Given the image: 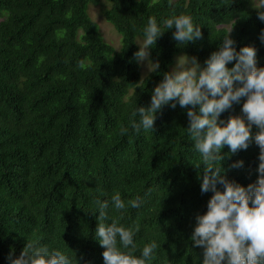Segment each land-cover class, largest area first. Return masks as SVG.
<instances>
[{"label":"trees","instance_id":"obj_1","mask_svg":"<svg viewBox=\"0 0 264 264\" xmlns=\"http://www.w3.org/2000/svg\"><path fill=\"white\" fill-rule=\"evenodd\" d=\"M100 1L0 0V264L30 240L73 250L78 264H104L95 200L116 191L126 208L113 210L112 218L139 225L138 248L158 245L149 264L202 259L190 235L212 193L200 190L203 164L186 133V108L165 105L154 130L140 133L132 130V113L136 103H150L174 54L195 55L203 64L232 18L237 51L254 46L264 65V21L251 0H105L103 17L121 35L114 52L87 15ZM180 12L201 24V38L179 46L174 27L166 29L150 50L159 69L139 83L136 36L149 16ZM243 100L221 117L240 114ZM258 153L250 143L226 156L227 177L244 186L255 181ZM237 159L243 166L230 168ZM137 195L143 203L132 208L128 201Z\"/></svg>","mask_w":264,"mask_h":264},{"label":"clouds","instance_id":"obj_2","mask_svg":"<svg viewBox=\"0 0 264 264\" xmlns=\"http://www.w3.org/2000/svg\"><path fill=\"white\" fill-rule=\"evenodd\" d=\"M251 5L264 21V0H251ZM235 23L232 18L216 50L203 64L195 55H178L170 71L163 72V78L154 86L150 103L147 106L136 103L132 113L137 117L131 122L132 130L140 133L154 130L157 114L165 105L175 108L178 103L186 108V133L203 164L200 190L212 193L206 211L195 215L190 235L194 245L202 246L200 264H264V65L258 66L254 46H242L237 51L230 36ZM173 27L172 36L179 46L202 36L201 24L190 13H173L160 20L149 16L136 42L139 48L133 53L137 63L147 68L141 79L146 80L148 73L159 69V61L150 58V50L157 38ZM259 38L264 42V29ZM233 60L235 63L228 67ZM242 97L240 114L222 118L221 113L234 102L239 103ZM250 143L259 147L255 169L258 175L244 186L227 177L228 169L222 162L229 154L247 149ZM225 145L229 152L222 154ZM243 164L242 159H237L229 167L239 168ZM142 203L139 195L128 201L132 208H140ZM125 208V200L118 191L108 199L95 200L98 223L94 235L103 247V262L149 264L156 254V241L138 248L135 237L139 225L125 226L112 218L113 210ZM7 259L9 264H78L73 250L31 240L18 256L10 251Z\"/></svg>","mask_w":264,"mask_h":264},{"label":"rangeland","instance_id":"obj_3","mask_svg":"<svg viewBox=\"0 0 264 264\" xmlns=\"http://www.w3.org/2000/svg\"><path fill=\"white\" fill-rule=\"evenodd\" d=\"M108 8H109V3L105 0H102L97 5H89L87 7V15L91 19V21H93L96 24V26L98 27L102 42L104 44L111 46L114 52H118L121 48V35L118 34L115 31V29L112 27V25L109 24L107 21H105V19L103 17V11L105 9H108ZM140 38L141 37H139V36H136V38H135V44L138 48H139V45L136 42ZM180 54H183V53L174 54L173 64L175 62V58ZM136 63H137V61H136ZM137 65L139 67L138 73H139V83H140L143 80V79H141L142 75L145 72H147V68H146V65L143 63H137ZM171 66L169 68V71L171 69Z\"/></svg>","mask_w":264,"mask_h":264}]
</instances>
